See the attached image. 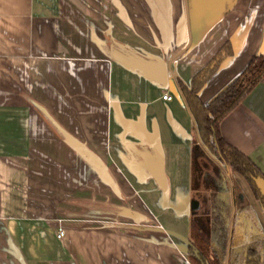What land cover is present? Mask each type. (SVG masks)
<instances>
[{
  "label": "crops",
  "instance_id": "crops-1",
  "mask_svg": "<svg viewBox=\"0 0 264 264\" xmlns=\"http://www.w3.org/2000/svg\"><path fill=\"white\" fill-rule=\"evenodd\" d=\"M228 43L205 105L264 60V0H0V264H192V231L264 258L248 181L193 182L182 89ZM220 132L264 182V76Z\"/></svg>",
  "mask_w": 264,
  "mask_h": 264
},
{
  "label": "trees",
  "instance_id": "trees-1",
  "mask_svg": "<svg viewBox=\"0 0 264 264\" xmlns=\"http://www.w3.org/2000/svg\"><path fill=\"white\" fill-rule=\"evenodd\" d=\"M232 56L229 45H225L218 53L214 61L196 73L190 88H183V96L189 106L199 134L200 144L193 148V182L197 184V177L201 159L207 162H214L222 168L229 169L234 173L243 176L258 199L264 204V194L258 186L263 175L255 164L244 154L230 146L222 137L220 132L221 121L245 98L254 86L264 76V60L254 58L243 74L219 94L210 104L205 105L199 93L211 79L215 71L225 60ZM224 212V213H223ZM222 216L228 218L227 211H222ZM203 235L200 232L192 231L191 240L188 246V255L192 264H224L225 251L219 246L213 251V257H208L209 250L202 245ZM223 239H226L224 234ZM208 251H206V250ZM250 264H263V257H250Z\"/></svg>",
  "mask_w": 264,
  "mask_h": 264
},
{
  "label": "rangeland",
  "instance_id": "rangeland-1",
  "mask_svg": "<svg viewBox=\"0 0 264 264\" xmlns=\"http://www.w3.org/2000/svg\"><path fill=\"white\" fill-rule=\"evenodd\" d=\"M200 168H198L199 173L197 177V182L203 183L204 186L210 185L213 186L214 192L217 194L218 201L222 198L220 197V193H225V174L224 170L221 166L214 162H207L205 159H201L198 163ZM200 176V177H199ZM220 198V199H219ZM221 201V200H220ZM219 201V202H220ZM249 252L247 255L242 259V257L238 258V262L243 263L246 257H257L261 255L260 248L258 245L253 248H249ZM251 259L247 260L250 261Z\"/></svg>",
  "mask_w": 264,
  "mask_h": 264
},
{
  "label": "water",
  "instance_id": "water-1",
  "mask_svg": "<svg viewBox=\"0 0 264 264\" xmlns=\"http://www.w3.org/2000/svg\"><path fill=\"white\" fill-rule=\"evenodd\" d=\"M258 186H259V188L261 189V191H262L263 194H264V182H263V180H259V182H258Z\"/></svg>",
  "mask_w": 264,
  "mask_h": 264
},
{
  "label": "built area",
  "instance_id": "built-area-1",
  "mask_svg": "<svg viewBox=\"0 0 264 264\" xmlns=\"http://www.w3.org/2000/svg\"><path fill=\"white\" fill-rule=\"evenodd\" d=\"M163 99H164V100H168V99H169V96H168V95H165V96L163 97ZM62 236H64V235H63V232H61V234H59L58 237H59V238H62Z\"/></svg>",
  "mask_w": 264,
  "mask_h": 264
}]
</instances>
